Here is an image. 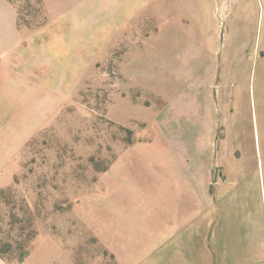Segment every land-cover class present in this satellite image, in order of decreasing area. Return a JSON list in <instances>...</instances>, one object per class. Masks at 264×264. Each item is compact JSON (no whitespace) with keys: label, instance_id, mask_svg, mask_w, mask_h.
<instances>
[{"label":"rangeland","instance_id":"374dc122","mask_svg":"<svg viewBox=\"0 0 264 264\" xmlns=\"http://www.w3.org/2000/svg\"><path fill=\"white\" fill-rule=\"evenodd\" d=\"M191 1L0 0V264H115L157 140L264 118V0Z\"/></svg>","mask_w":264,"mask_h":264},{"label":"crops","instance_id":"0c3cea01","mask_svg":"<svg viewBox=\"0 0 264 264\" xmlns=\"http://www.w3.org/2000/svg\"><path fill=\"white\" fill-rule=\"evenodd\" d=\"M101 2L162 7L163 0ZM218 102L223 115L202 122L208 148L156 141L155 161L142 168V227L113 230L115 264H264V118L231 120L226 91Z\"/></svg>","mask_w":264,"mask_h":264},{"label":"trees","instance_id":"16d2710c","mask_svg":"<svg viewBox=\"0 0 264 264\" xmlns=\"http://www.w3.org/2000/svg\"><path fill=\"white\" fill-rule=\"evenodd\" d=\"M1 193V192H0Z\"/></svg>","mask_w":264,"mask_h":264}]
</instances>
